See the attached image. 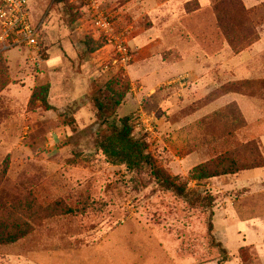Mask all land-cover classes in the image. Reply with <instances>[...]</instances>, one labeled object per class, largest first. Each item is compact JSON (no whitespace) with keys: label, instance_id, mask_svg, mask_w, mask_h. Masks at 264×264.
I'll return each instance as SVG.
<instances>
[{"label":"rangeland","instance_id":"374dc122","mask_svg":"<svg viewBox=\"0 0 264 264\" xmlns=\"http://www.w3.org/2000/svg\"><path fill=\"white\" fill-rule=\"evenodd\" d=\"M99 4L112 34L95 26L86 0H66L70 12L29 0L38 47L0 46V234L27 230L0 243V264H217L209 223L227 250L222 264H264V94L205 98L227 82L264 79V0ZM254 36L240 56L228 44ZM43 86L52 109L32 96ZM231 101L240 128L217 119L193 129ZM124 117L182 192L161 189L146 168L107 162L96 141ZM199 165L261 168L194 180Z\"/></svg>","mask_w":264,"mask_h":264},{"label":"trees","instance_id":"16d2710c","mask_svg":"<svg viewBox=\"0 0 264 264\" xmlns=\"http://www.w3.org/2000/svg\"><path fill=\"white\" fill-rule=\"evenodd\" d=\"M54 2L56 4H63L65 12H70L71 8L66 5V0H54ZM229 17L232 19L231 24H234L235 21L233 18H236L235 15H230ZM254 37L255 38L251 42H247L246 38L242 37L243 39L230 40L228 44L235 50L238 47H242V49L236 50V53L234 52V54H240L258 40V37ZM229 94L250 97L262 95L264 94V79H243L227 82L214 89L207 98L218 99ZM32 96L46 109H52V106L49 102V86H43L39 88ZM122 99L123 98H120L117 104H120V100ZM94 104L99 113L104 111L103 104L98 98H94ZM130 119V117H124L119 121L120 124H111L108 128V133L104 137L97 139L96 144L106 158L107 162L112 165H124L129 171L146 168L150 171L151 177L161 189L165 191H176L178 193L182 192L184 187L182 185L176 184L174 178H172L157 164L155 158L148 150L147 142L143 139L136 138L133 135V127L131 126ZM217 119L220 120L219 123L221 125H226L232 128H240L243 123L241 109L236 104V102H231L218 110L215 114H211L210 116L207 115L199 120H196L194 124L192 123V127L196 130V132H202L204 131V127L207 129L206 125L208 126L209 124H216ZM245 145L246 144L242 143L235 149L244 150L242 148H244ZM257 168H261V166L238 169L237 171L227 170L218 172L217 170H214L211 172V170L205 168L204 165H199L196 167L195 172L193 173V179L204 180L221 175L241 174L243 172ZM201 199L204 201H210L212 204L215 202L214 197L210 194H206ZM196 200L197 199H195V201ZM212 230L213 225L212 223H209L207 234L208 242L212 248L218 249V255L220 256L218 257L217 264H222V261L226 260L227 258V250L222 246L221 242L216 241L214 235L212 234ZM18 233L20 235H18ZM26 234L27 230L25 228L17 226L15 232L5 235L0 234V243H14L19 237H23Z\"/></svg>","mask_w":264,"mask_h":264},{"label":"built area","instance_id":"2783aa9c","mask_svg":"<svg viewBox=\"0 0 264 264\" xmlns=\"http://www.w3.org/2000/svg\"><path fill=\"white\" fill-rule=\"evenodd\" d=\"M92 12L95 26L106 34L113 33L109 17L100 9L99 0H86ZM29 0H0V46L4 49L26 46L38 47V27L32 23ZM117 48L126 62L130 59L127 47L117 42Z\"/></svg>","mask_w":264,"mask_h":264},{"label":"crops","instance_id":"0c3cea01","mask_svg":"<svg viewBox=\"0 0 264 264\" xmlns=\"http://www.w3.org/2000/svg\"><path fill=\"white\" fill-rule=\"evenodd\" d=\"M246 51H248V50H245L244 52H246ZM249 51H250V50H249ZM244 52H242V53H244ZM242 53H241V54H242ZM241 54H239V56H240ZM191 74H192L191 81H192L193 84H197V85H198V83L202 84V77H203L202 75H197V74L194 73V72H193V73L191 72ZM198 76H199L200 78H199ZM199 79H200V80H199ZM243 79H246V78L237 79V80H243ZM197 81H198V83H197ZM234 81H235V80H234ZM200 84H199V86H198V87H199V88H198L199 92H198V94H195V99H200V98L204 97V96H202V97L199 96V94L201 93V88H200L201 85H200ZM181 86H182V85H181ZM216 88H217V87H216ZM216 88H214V89H216ZM214 89H213V90H214ZM213 90H211L209 93H206V94H205V98H207L208 95H209ZM234 95H236V94H229V95L223 96V97L218 98V99H211V101H212V100L217 101V100H219V99L226 98V97H229V96H234ZM239 96H240V95H239ZM241 96H242V95H241ZM212 102H214V101H212ZM231 102H235V101H231ZM231 102H226L225 105H227V104H229V103H231ZM236 103H237V102H236ZM221 107H222V106H221ZM239 108H241L240 105H239ZM241 110H242V108H241ZM202 117H204V116H202ZM257 183H258V182L256 181V185H257ZM262 196H263V195H260V194H259V197H260V198H261ZM261 199H262V198H261ZM257 201H258V200L256 199L255 203H253L255 209L261 207L262 204L264 203V202L261 203L260 201H258V202H257ZM259 213H261V212L259 211ZM261 217H262V216L259 215V216H256V217H254V218H257V219H258V218H261ZM239 220H245V219H240V218H239ZM254 220H256V219H254ZM255 227H256V226H255ZM257 228H258V226H257ZM258 229H260V228H258ZM263 230H264V229H263ZM263 232H264V231H263ZM261 244H264V234H263V241H262L261 243H259V245H261ZM261 251H262V250H261Z\"/></svg>","mask_w":264,"mask_h":264}]
</instances>
